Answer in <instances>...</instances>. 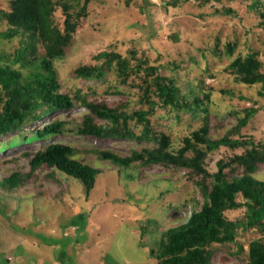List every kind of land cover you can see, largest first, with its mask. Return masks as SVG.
<instances>
[{
    "label": "rangeland",
    "instance_id": "374dc122",
    "mask_svg": "<svg viewBox=\"0 0 264 264\" xmlns=\"http://www.w3.org/2000/svg\"><path fill=\"white\" fill-rule=\"evenodd\" d=\"M11 1L0 0V10L10 11ZM147 1L52 0L53 7L42 10L46 37L56 28L63 30L67 17L75 23L71 44L63 57L53 60V69L59 91L77 100L71 111L47 114L0 136V182L13 173L22 178L16 188L0 185V264H157L149 252L157 249L160 233L183 224L192 205L199 209L203 204L185 164L202 151L201 165L213 174L218 161L240 155L244 147L220 144L225 135L264 146L262 85L237 82L230 68L235 58L253 54L264 74V30L251 8L254 0H182L175 6L168 5L171 0ZM4 27L0 22V31ZM1 43L7 52L18 46L17 40ZM132 47L147 66H162L160 74L172 80L192 105L160 106L148 115L149 130L169 138L171 159L124 166L117 159L102 160L95 152L123 159L157 144L142 138L78 134L87 117L94 125L109 126L81 99L127 115L146 111L147 105L140 102L143 73L122 84L112 72L103 80H86L74 71L82 65H101L102 60L95 58L100 52L129 57ZM194 97L202 101L199 106L193 104ZM249 108L257 110L255 115L239 133L230 134ZM54 120L64 122L62 134L25 142ZM130 126L140 135L141 125L132 120ZM201 129L204 135L199 134ZM51 143L70 147L75 159L98 171L88 195L79 181L58 171L29 173L30 155ZM237 171L234 175H239ZM255 177L264 181V164ZM244 213L240 208L227 210L224 216L237 221ZM236 232L233 243L212 246L210 264H244L249 244L264 239V230Z\"/></svg>",
    "mask_w": 264,
    "mask_h": 264
},
{
    "label": "trees",
    "instance_id": "16d2710c",
    "mask_svg": "<svg viewBox=\"0 0 264 264\" xmlns=\"http://www.w3.org/2000/svg\"><path fill=\"white\" fill-rule=\"evenodd\" d=\"M143 1L145 4L148 2ZM180 1L171 0L168 5L175 6ZM48 5L53 7L52 0H12L10 11L0 10V22L5 23L0 31V136L20 130L30 121H38L47 114L75 108L77 96L73 99L59 91L60 84L53 69V60L63 57L71 44L70 31H74L75 23L71 24L67 17L63 30L56 28L50 37L44 36L42 10ZM251 8L259 14L262 20L260 26L264 30V0H254ZM13 40H17L18 46L12 52H7L1 42ZM128 53L129 57H121L113 52H100L95 58L102 60L101 65H82L74 74L86 80H103L106 73L112 72L120 83L125 84L130 77L143 73L145 86L140 102L147 105V110L127 115L118 109L107 108L105 104H90L82 98L81 104L88 107L95 117L108 120L109 126L94 125L92 118L87 117L77 133L97 138H142L157 144V148L133 153L123 159L110 152L96 151L102 160L117 159L116 162L128 166L134 162L147 165L161 159H171L167 151L169 138L164 134L154 135L149 130L148 115L160 106L180 109L189 108L192 103L187 102L172 80L160 74L162 66H147L144 59L137 58V51L133 47ZM230 68L237 82L245 85L261 83L264 90V74L258 71L253 54L243 59L235 58ZM194 98L193 104L199 106L202 101ZM256 112L253 108L244 109V116L238 119L230 134L239 133ZM132 120L142 126L140 135H136L130 126ZM63 132L64 122L54 120L25 138V142L43 141ZM199 134L205 133L201 129ZM195 136L198 139V134ZM220 144L229 148L244 147L245 150L227 161H218L217 171L213 174L201 165L200 158L205 156L202 151L198 153L200 158L194 157L185 164L189 170L187 177L199 189L203 204L199 209L192 205L183 224L160 233L157 249L149 252L157 264H210L215 251L212 246L233 243L237 229L264 230V181L255 177L258 166L264 164V146L234 140L229 135H225ZM28 164L30 174L37 169H48L79 181L87 195L94 188L98 174L93 166L75 159L70 147L59 143L48 144L31 154ZM237 168L239 175H234ZM21 182V175L13 173L4 178L0 185L16 188ZM240 208L245 209L243 219L231 221L224 216L227 210ZM247 260L244 264H264V239L249 244Z\"/></svg>",
    "mask_w": 264,
    "mask_h": 264
}]
</instances>
